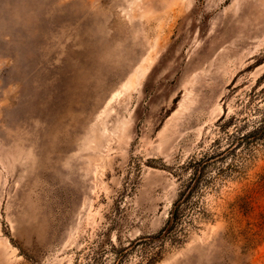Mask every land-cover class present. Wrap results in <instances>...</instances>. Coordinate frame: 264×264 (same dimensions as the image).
<instances>
[{
	"label": "rangeland",
	"instance_id": "1",
	"mask_svg": "<svg viewBox=\"0 0 264 264\" xmlns=\"http://www.w3.org/2000/svg\"><path fill=\"white\" fill-rule=\"evenodd\" d=\"M263 86L264 0H0V264H264V143L159 237Z\"/></svg>",
	"mask_w": 264,
	"mask_h": 264
},
{
	"label": "trees",
	"instance_id": "2",
	"mask_svg": "<svg viewBox=\"0 0 264 264\" xmlns=\"http://www.w3.org/2000/svg\"><path fill=\"white\" fill-rule=\"evenodd\" d=\"M254 92L256 95H263L264 86ZM237 120L239 119L235 115L223 116L220 119V128L225 136L215 139L210 151H206L199 158H192L188 162L189 179L181 191L180 198L173 205L166 229L159 237L164 238L172 235L181 223L186 210L197 206L198 202L194 201L195 196L200 197L204 187L210 185L211 180L207 178V174L212 166L222 164L217 169L218 174L222 175L226 170L234 168L235 165L230 156L233 157L238 149H251L253 146L264 143V115L252 125H239ZM223 139H226L227 142L225 147L222 146Z\"/></svg>",
	"mask_w": 264,
	"mask_h": 264
}]
</instances>
